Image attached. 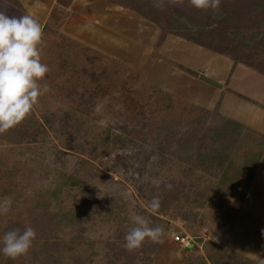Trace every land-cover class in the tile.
<instances>
[{
	"label": "rangeland",
	"instance_id": "obj_1",
	"mask_svg": "<svg viewBox=\"0 0 264 264\" xmlns=\"http://www.w3.org/2000/svg\"><path fill=\"white\" fill-rule=\"evenodd\" d=\"M0 10L39 19L42 62L50 69L31 115L0 134V201L12 200L0 214V241L13 229L37 234L29 252L10 264H46L42 247L56 242L65 255L68 248L69 256L82 253L85 264H264V134L238 120L239 102L259 103L235 81L242 68L264 77V0H221L216 13L189 0H166L163 9L153 0H55L43 20L20 0H0ZM75 11L88 17L73 20ZM161 66L171 72L167 86ZM33 121L45 129L36 142L26 136ZM126 124L134 136L120 130ZM160 124L170 127L160 133ZM15 132L21 135L14 143ZM152 139L163 142V151ZM62 143L74 147L72 165L76 158L88 164L87 220L83 234L70 228L57 239L58 209L55 202L46 209V201L60 182L58 164L43 157L63 150ZM153 197L161 201L156 212L148 206ZM62 198L73 206V198ZM121 205L118 223L107 221ZM134 212L164 227L159 251L148 240L131 252L124 247Z\"/></svg>",
	"mask_w": 264,
	"mask_h": 264
},
{
	"label": "clouds",
	"instance_id": "obj_2",
	"mask_svg": "<svg viewBox=\"0 0 264 264\" xmlns=\"http://www.w3.org/2000/svg\"><path fill=\"white\" fill-rule=\"evenodd\" d=\"M175 2V0H172ZM190 4L200 10L219 11L221 0H189ZM153 6L163 9L166 0H153ZM44 28L38 18L32 15H9L0 10V134L14 129L28 116L43 95L40 81L50 71L42 62L41 46ZM153 183H157L153 181ZM171 190L172 185L166 186ZM12 200L0 201V214L11 210ZM149 208L156 212L161 206L159 197H153ZM134 224L124 237V247L128 251L140 249L146 240L153 243L162 242L165 229L163 226H151V221L144 215L133 213ZM36 231L27 227L7 231L2 237L3 247L0 253L16 260L26 255L36 238Z\"/></svg>",
	"mask_w": 264,
	"mask_h": 264
},
{
	"label": "trees",
	"instance_id": "obj_3",
	"mask_svg": "<svg viewBox=\"0 0 264 264\" xmlns=\"http://www.w3.org/2000/svg\"><path fill=\"white\" fill-rule=\"evenodd\" d=\"M49 120V119H46ZM72 120V119H71ZM51 121H53L51 119ZM48 124H50V122ZM233 123V122H232ZM55 124H59L60 122H54L51 125V128L54 127ZM235 128L237 127H242L239 124H235L233 123ZM20 125H18L17 127H19ZM33 126H35L34 131L30 132V135H26L27 137H29L31 140H33L34 142H36L37 138V132L42 129V125H39V123L34 122L33 121ZM50 126V125H49ZM136 128V124L134 126ZM158 130L160 131V133H163V131L167 130L169 127L164 125V124H160L158 126ZM145 129H147V126H144ZM244 128V127H242ZM144 129V130H145ZM120 130L123 133H127V134H133L134 136V130L133 128L130 129L129 125H123ZM45 132V129L43 130ZM121 132V133H122ZM135 132H137V129H135ZM120 134V135H116V140L119 141V143H122V141L124 140V135ZM156 134V133H155ZM154 134V135H155ZM10 135V136H9ZM9 138L11 139V141H13L14 143L18 141L17 136L21 135V132H15L14 134H9ZM17 140V141H16ZM63 144V143H62ZM70 144V143H69ZM163 142L162 141H153L152 139V145L158 146L160 151H163V146H162ZM63 150H59L57 149V152L55 154H45L43 157V160L50 158L51 156H55V162H57V167L56 169H53V171L55 172L56 176L59 178L60 182L59 184H57L55 186V189L51 192L50 191V197L49 199L46 201V209H50L53 206V202L56 203V208L58 209L56 211V213L54 214V218H55V224L49 219L48 222H50V224H54L55 227V236L57 237V239H59V235L67 230H69L70 228H78L80 231V234H83V222L85 220H87L86 218V211H85V198H86V188L88 186L87 183V179H88V175L86 173V169L85 167L88 166L87 162L84 159L81 158H76L78 160V165H72V160L69 159L68 157H70L71 155L68 153V149H74V147H66V146H70V145H62ZM54 157V158H55ZM158 157H161V154H158ZM162 159V157H161ZM60 161H65V163L60 164ZM70 164V165H68ZM84 164V165H83ZM72 166V169L70 168ZM256 165L254 164V167ZM71 169V172L69 171ZM140 180L143 179V184L145 186V188L150 187L149 185H145V182L147 180H145V176L142 175V173H140ZM71 190V191H69ZM62 192H65V194L62 196ZM97 194V193H96ZM78 196V197H77ZM62 197H67L68 198H73V206L71 204L66 205V199L62 198ZM111 203H113V200L108 201L107 205L110 206ZM112 208V207H111ZM124 207L121 205L119 207L116 208H112V210H110L105 219L107 221H110L112 223H118L117 218H121L122 215H120V211L123 209ZM124 210V209H123ZM31 219V218H30ZM33 221L37 222V219L33 218ZM120 225L124 226L125 224L121 223ZM50 226V225H49ZM47 226V234H51L52 229ZM124 232V231H123ZM124 236V235H123ZM163 239V237H162ZM159 243V242H158ZM158 243H147V245L149 246H153L154 250L159 251V246ZM155 244V245H154ZM66 247L67 245L64 244ZM68 248V247H67ZM69 249V253L67 255H65L63 253L62 249H58V243L56 242L54 245L50 246V245H45L42 247V252L40 253V255L43 256H48L49 258H46V264H85V261L83 260V256L81 253V256H69L70 253L74 252V250H72L71 248ZM46 250V251H44ZM71 259V260H70ZM14 260L5 257L3 254L0 255V264H10L12 263ZM114 264V263H113Z\"/></svg>",
	"mask_w": 264,
	"mask_h": 264
},
{
	"label": "crops",
	"instance_id": "obj_4",
	"mask_svg": "<svg viewBox=\"0 0 264 264\" xmlns=\"http://www.w3.org/2000/svg\"><path fill=\"white\" fill-rule=\"evenodd\" d=\"M20 1L22 3H24L25 6H27V8L29 10L33 11V13L37 17H39L43 20L49 16V12L51 10V7L54 5L55 0H20ZM73 14H74L73 20H79V18L85 19V17H88L87 15H85L81 12L75 11ZM88 22H91V23L95 22L97 27L102 28V25H101L102 22H100L99 20L89 18ZM82 28H83V31L85 32L86 29H88V26L83 25ZM91 32L87 31V32H85V34L88 35V37H89V35H91ZM101 37H103L102 34L96 35V38H98V40ZM106 40H107L106 38L105 39L103 38L104 42H106ZM100 41H101V39H100ZM112 45L115 46V43H113ZM121 46H122L121 44H117L116 50L117 49L123 50L122 48H120ZM133 47H136V45ZM134 50H136V49H134ZM134 50H133V52H134ZM119 53L125 59L126 58L130 59L129 54H131V53H128L126 51H123V52L119 51ZM160 68H162V75L160 78V83H162L164 86L165 85L167 86L170 84V81H171V79H170L171 77L170 76L168 77L167 74L169 75V73H171V72H169L170 70L168 67L161 66ZM166 72H167V74H166ZM240 76H242V78H240ZM235 81H236V88H238L241 92H243V94H245L250 99L259 103L258 106H254V104L248 103L245 101L243 103L239 102L240 107H241V113L239 114L240 116H239L238 120H240V122L248 124L247 125L248 127H251L253 129L257 130L258 132H261L264 134V77L256 75V73L252 74L251 71H248V70H245L242 68L239 71H237V74L235 76ZM242 81H243V85H241ZM176 83H178V82H176ZM175 89L177 90V88H175ZM185 90L190 95L192 94L194 99L199 100L197 98V97H199L197 95L198 93H195V90H193L191 88V85H185ZM192 90L194 93L192 92ZM201 96H202V94H201ZM204 100H203V102H204Z\"/></svg>",
	"mask_w": 264,
	"mask_h": 264
}]
</instances>
